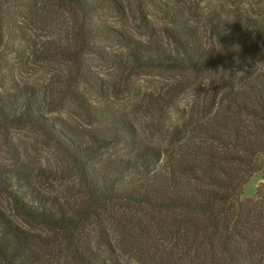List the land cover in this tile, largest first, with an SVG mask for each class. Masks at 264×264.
Returning a JSON list of instances; mask_svg holds the SVG:
<instances>
[{"label":"trees","instance_id":"obj_1","mask_svg":"<svg viewBox=\"0 0 264 264\" xmlns=\"http://www.w3.org/2000/svg\"><path fill=\"white\" fill-rule=\"evenodd\" d=\"M147 1L169 15L163 0ZM124 8L123 0H0V74L9 70L10 54L19 52L18 42L26 37L22 19L40 23L66 15L71 43L33 45L34 57H61L78 67L85 56L99 55L124 66L123 57L106 56L98 42L124 43L136 67L179 71L200 80L201 111L169 131L173 141L167 147L138 141L131 123L115 117L83 143L64 122L44 116L31 90L21 101L0 94V126L25 125L44 133L77 179L75 193L63 197L43 194L26 174L16 173L14 182L0 174V192L28 223L55 231L52 237L63 239L80 264H123L93 246L92 228L101 230L108 245L114 232L120 237H133L136 230L155 233L180 258L198 264H264V186L243 198L246 184L264 172V77L256 75L264 63L252 68L264 61V15L241 22L209 18L214 37L209 45L195 32L167 28L178 51L173 54L102 22L101 12ZM85 110L91 123L98 120ZM119 144L127 147V155L104 156ZM126 205L138 207L136 217L127 215ZM145 214L151 223L142 229ZM30 236L0 207V264H36Z\"/></svg>","mask_w":264,"mask_h":264},{"label":"rangeland","instance_id":"obj_2","mask_svg":"<svg viewBox=\"0 0 264 264\" xmlns=\"http://www.w3.org/2000/svg\"><path fill=\"white\" fill-rule=\"evenodd\" d=\"M163 1L169 15L147 0H123L124 11H103L100 17L112 29L122 30L143 45L176 54L177 47L168 38L167 28L177 25L195 32L209 45L214 41L209 18L241 22L264 15V0ZM68 19L66 15L40 23L29 17L22 19L26 37L18 42L19 52L10 54L9 70L0 74V94L10 93L21 101L23 92L31 90L44 116L64 122L83 143H90L91 132L100 130L105 120L115 117L131 123L138 141L161 148L169 146L171 130L183 127L187 118L201 111L200 80L196 82L189 74L179 71L136 67L130 61L127 46L111 40L99 41L98 45L106 51V56L123 57L124 66L99 55L85 56L78 67L61 57L50 60L34 57L33 45L40 46L47 40L62 45L71 43L67 38V29L71 26ZM3 50L2 54L6 53ZM161 105L162 109L157 107ZM85 109L97 114L98 120L91 123ZM160 127H163L162 134ZM128 153L127 147L119 144L110 147L104 156ZM16 173L26 174L31 185L45 195L64 197L76 190L77 179L71 165L53 140L29 126H0V174L12 177L14 182ZM259 186H264V172L246 184L243 198L255 196ZM126 206L127 215H134L138 210L136 206ZM0 207L31 234L36 264H80L71 257L70 247L63 239L52 237L55 231L28 223L18 214L12 199L2 192ZM140 220H146L140 225L142 229L151 223L148 214ZM90 232L95 248L107 255L110 253L123 264H198L180 258L169 241L152 232L136 230L133 237L127 234L120 237L114 232L111 245L106 243L101 230L92 228Z\"/></svg>","mask_w":264,"mask_h":264},{"label":"clouds","instance_id":"obj_3","mask_svg":"<svg viewBox=\"0 0 264 264\" xmlns=\"http://www.w3.org/2000/svg\"><path fill=\"white\" fill-rule=\"evenodd\" d=\"M259 63H264V61H257L252 68H257ZM256 75L259 77H264V69H259L256 72Z\"/></svg>","mask_w":264,"mask_h":264}]
</instances>
